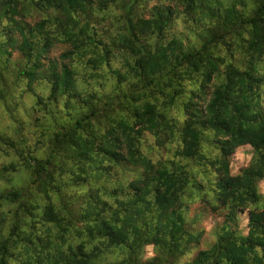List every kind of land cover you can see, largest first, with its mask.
Here are the masks:
<instances>
[{
  "label": "trees",
  "instance_id": "trees-1",
  "mask_svg": "<svg viewBox=\"0 0 264 264\" xmlns=\"http://www.w3.org/2000/svg\"><path fill=\"white\" fill-rule=\"evenodd\" d=\"M151 1L0 0V100L14 116L0 131V264H264V0ZM23 83L33 130L15 115ZM151 134L176 142L170 157L144 151ZM207 211L224 214L214 239L181 261Z\"/></svg>",
  "mask_w": 264,
  "mask_h": 264
},
{
  "label": "rangeland",
  "instance_id": "rangeland-1",
  "mask_svg": "<svg viewBox=\"0 0 264 264\" xmlns=\"http://www.w3.org/2000/svg\"><path fill=\"white\" fill-rule=\"evenodd\" d=\"M154 1L155 0H152L150 2V4L153 3ZM37 19H38V17H34V18L30 19V23L33 24L35 22V20H37ZM178 28H181V26H178ZM64 48H65L64 45L57 43L52 47L48 56L50 58H55L59 61L60 58H58V56L60 55V53L63 51ZM20 56L21 55L18 52H13L11 54V66L16 68L20 64V62H19ZM74 64H77L79 66L78 62H74ZM35 90H36V93L45 94V93H47L48 88H47V86L44 85V83H41V84L35 85ZM12 96H14V100L18 102V107H17L18 110L15 112V115L20 116L21 121H25V124L27 125L29 130H33L35 128V125L33 124V122L36 124L34 119L38 115V113H36L34 111V110H36V106L33 105L35 97L32 95V93L30 91H28L26 89V86L24 83H23V85L19 86L17 88V90L13 91ZM10 103L11 102L7 101L6 99H5V101L0 100V131L6 129V130H9L10 132H12V130H11L12 122L10 121V117L11 116L14 117V116L11 115V113L9 112V109H10V111H12L11 110L12 103L11 104ZM26 109H28L30 111L29 112V114H31L30 116H28V113L26 114ZM169 116H172V117L177 118V119H181L182 118V112L180 114L179 110L171 109L169 111ZM41 122H43V121H37L38 125H40ZM33 135L34 134H32V136ZM175 145H176V142H174L172 144L168 143V145H167V143H164L163 145H160V143L157 144L156 137L151 134V135L147 136V140L143 144V149H144V151H149L151 153V157H153L154 160L155 159H161V160L163 159L164 160V159L171 156V152L174 150ZM168 147H170V150H167ZM201 148L203 149V151H206V149L208 148L207 143L203 142L201 144ZM251 154H252V149L249 145L237 147L235 152L231 156V163H230L231 174L238 173V170L240 167L249 164L250 159H251ZM196 167L197 166H195V163L192 164V168H196ZM258 186H259L260 193L264 196V179L259 182ZM35 199L39 203L45 202L44 197H38L37 196ZM203 204L204 203L200 200L199 197H196L194 200H192L190 202L189 208H188L189 209V212H188L189 215H193L194 213L199 211V209L203 206ZM221 215H224V214H221ZM221 215H215L214 213L209 212V211H207L203 215L200 222L197 223V225L195 226L196 228H199V230L202 231V237L200 239V241H202V242H201L199 247H193L191 249V251L185 257H183L181 259V261L190 260L191 258H193L196 255V253L198 252L199 249L207 248L206 244L211 243L212 239H214L213 230L216 227V222L222 221ZM236 222L238 225V229H240L242 233H246L247 229H248V226H247L248 212L247 211L238 212V218H237ZM36 227L38 229H42V230L45 229V225L42 222L37 223ZM153 255H154L153 247L148 246L146 248V253L144 254V258H149ZM109 259L103 260L100 264H107V261H109Z\"/></svg>",
  "mask_w": 264,
  "mask_h": 264
}]
</instances>
